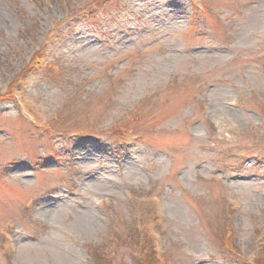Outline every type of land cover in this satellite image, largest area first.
Listing matches in <instances>:
<instances>
[{
  "label": "rangeland",
  "instance_id": "obj_1",
  "mask_svg": "<svg viewBox=\"0 0 264 264\" xmlns=\"http://www.w3.org/2000/svg\"><path fill=\"white\" fill-rule=\"evenodd\" d=\"M85 1L0 0V93L41 40L56 65L17 87L35 125L0 98V264H90L111 213L133 228L137 210L150 215L134 199L154 192L165 264H244L219 233L252 259L264 235V0H199L202 14L191 0H102L70 13ZM125 126L138 138L116 134ZM130 252L120 245L112 264H132Z\"/></svg>",
  "mask_w": 264,
  "mask_h": 264
},
{
  "label": "trees",
  "instance_id": "obj_2",
  "mask_svg": "<svg viewBox=\"0 0 264 264\" xmlns=\"http://www.w3.org/2000/svg\"><path fill=\"white\" fill-rule=\"evenodd\" d=\"M65 1V0H62ZM264 110V109H263ZM264 113V112H263ZM264 119V115H262ZM143 205V203H137ZM154 203H149L150 215L146 216V212L137 210V214L140 216L133 228H128L124 224L123 219L117 214L111 213L113 219V227L107 230L106 236L108 237L103 243V247L97 249L92 246L86 247L85 250L89 253L91 258L90 264H112V258L119 256V246L127 245L131 249L130 257L132 264H165V258L157 250L156 240L153 236V227L157 223V212L155 210ZM136 205V206H138ZM153 209V210H152ZM148 217V218H145ZM129 231V232H128ZM223 247L230 248L233 255L239 259L245 261L246 264H264V237L258 241V250L255 257L247 261L244 257L239 256L235 252L236 245L235 240L232 238V234L219 233L217 236Z\"/></svg>",
  "mask_w": 264,
  "mask_h": 264
}]
</instances>
